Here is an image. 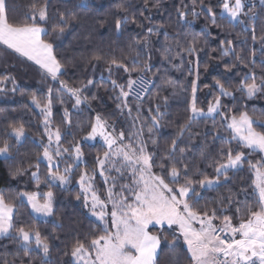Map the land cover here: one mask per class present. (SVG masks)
<instances>
[{"label":"snow or ice","instance_id":"snow-or-ice-1","mask_svg":"<svg viewBox=\"0 0 264 264\" xmlns=\"http://www.w3.org/2000/svg\"><path fill=\"white\" fill-rule=\"evenodd\" d=\"M149 2L150 0H143L144 9L149 7ZM81 3L87 6L84 0H81ZM260 3L264 5V0H260ZM160 6V0L151 4L153 8ZM217 6L223 13L219 17L220 20L232 26L243 25L245 30L251 28L252 40L257 41L255 5L246 4L245 0H217L216 5H213L211 0L207 3L205 0H199L197 5V0H192L191 15L196 18L203 14L212 26L221 27L215 10ZM48 7V0L39 4L33 3L30 5V15H26L23 22H13L9 19V12L13 9L9 8L8 0H0V46H3L0 50H11L19 57L38 65L46 77H51L53 81L59 80L55 96L53 88L49 87L43 98L38 97L36 93L29 97L43 117L41 126L44 129L43 135L47 137V143L41 141L43 151L37 154L36 162L29 163L27 168L21 165L9 166L8 169L11 180H19L30 173V180L35 182L37 189L43 182L48 184L49 190L42 195L38 191L17 190L10 198L0 190V237L14 241L18 249L23 250L25 257H31L34 251L39 250L42 253L39 257L40 264H51L50 238L35 226L17 225L15 212L18 206L24 205L26 201L32 213L47 218L56 216V196L52 188L66 189L72 183L75 169L84 164L85 168L80 171L76 180L79 192L75 199L83 201L84 209L95 218V227L83 238L77 236L71 243L70 250L64 252L65 256L71 257L70 264H158L162 245L173 255L176 254L177 248L186 247V254L190 257L189 264H264V114L254 120L247 111H239L236 114L233 109L222 103L223 97L235 99L236 92L249 99L257 94H264V73L258 76L249 68V72L240 77L234 89L227 80L214 78L217 94L214 100L209 101L205 111L197 106V62V78L191 82V97L186 101L187 120L179 126L171 142L158 151L160 146L154 131L162 127L161 120L165 112L161 110V103H155V112L149 108L150 122L147 118H141L143 98L149 93L148 85L152 80L144 78L151 70V55L142 64L140 57L142 52L149 48V37L159 33L163 25L147 27L142 40L133 37L135 44L142 45L141 51L137 52L132 62L133 66L129 67L123 61L113 58L107 61L106 69L114 92L119 90L115 94V100L118 101L116 109L121 115L127 112L135 131L127 135L123 130L117 132L115 123H110L109 117L97 112L87 122L89 130L83 139L74 140L64 147L61 142L65 133L60 125L53 127L54 102L63 105L64 97L67 96L74 101L72 109L79 110L85 104L91 107V100H96L97 96L93 94L89 98L83 95L84 90L95 83L92 79H88L86 84L79 87L70 86L67 81L59 79L65 65L57 57L53 42L45 39L48 35L47 29L41 26L50 19ZM183 7L185 10L177 9L181 21L186 20L189 14L188 6L185 4ZM117 9L125 13L123 17H117L115 20L117 33L129 23L144 28L143 22L135 15L129 19L128 9L124 5H117ZM140 16H144L143 10ZM242 16L248 18L247 22L241 19ZM76 19L74 14L59 13V20L52 25V32L56 36L63 35L65 29ZM210 34L207 30L203 33ZM165 37L167 38V33ZM259 42L260 54L264 56V35H261ZM219 47L223 56L235 55L236 61L243 63L245 67L255 63L254 60L245 62L239 53H235L233 41L230 39L221 40ZM198 50L197 39H193L183 49L189 55L196 54ZM255 55L256 52L253 51L252 56ZM161 56L169 63L177 58L171 57L167 49ZM91 59L100 61L103 57L94 54ZM191 63L192 61H189V64ZM113 67L123 69V72L128 74L126 85L112 79ZM235 67L236 64L225 65V72L231 73ZM177 70L180 69L177 67ZM133 72L137 73L135 79L132 77ZM9 79L15 85V79L8 75L0 76V83ZM165 84L174 87L171 80H166ZM158 99L167 108L169 97H159L158 94ZM132 101H135V116ZM225 108L227 110L222 111ZM216 116L221 117L219 127L215 123ZM201 117L213 119V141L219 140L221 147L214 157L209 155L211 149L201 148L199 156L201 160L211 161L207 166L214 170V175L200 173L197 167L196 173L202 178L196 179L194 175H190L192 166L187 153L191 148L180 147V143L184 133L191 132L194 122ZM256 121L260 122L261 130H257ZM61 122L65 127L72 126V113L67 107L63 109ZM137 124L141 126L136 128ZM145 127L147 140L144 135ZM5 136L20 143L22 138L26 137V127L23 123L11 124ZM97 138L103 142L104 151L96 156L95 167L88 169L82 150L83 141H95ZM187 139L191 141L192 136L189 135ZM149 141L153 150H149ZM12 148L9 139H3L0 143V156L11 159ZM252 152L262 154L261 158L255 162L248 159ZM68 160L71 162H67ZM41 161L47 163L43 181ZM61 161H65L63 168L60 167ZM245 163L254 175L253 185L258 195L255 206L249 202L234 200L231 194L226 198V202L221 196L215 201L207 202L203 207L200 206V201L204 199L203 190H215L227 183L232 178L229 173L242 171ZM98 177L102 180V190L97 188ZM233 205L234 213L231 211ZM54 238L59 239L58 236ZM4 264H8L7 260Z\"/></svg>","mask_w":264,"mask_h":264},{"label":"trees","instance_id":"trees-1","mask_svg":"<svg viewBox=\"0 0 264 264\" xmlns=\"http://www.w3.org/2000/svg\"><path fill=\"white\" fill-rule=\"evenodd\" d=\"M43 0H8L9 19L13 22H23L26 15H30V5L33 3H42ZM155 0H150L149 7L144 9L143 0H85L86 7L81 0H48L49 21L42 24L48 31L45 39L53 42L56 55L65 65L60 80H65L70 86H82L88 79L94 80V84L88 86L83 95L91 98L93 94L97 96L96 100H91V107L87 104L82 105L79 110L72 109L74 101L64 97L65 103L61 105L58 102L53 104V127L60 125L65 133L62 140V146L67 147L74 140H82L89 130L87 122L95 116L97 112L109 117L110 123H115L116 130H123L126 135L135 131L133 121L128 118L127 112L121 115L116 109L115 94L118 89L113 90L107 61L117 59L123 61L129 67L133 66V60L137 52L141 51L142 45H137L133 37L143 39L146 28L163 25L159 33L152 34L149 48L142 52L140 63L151 55L149 61L151 70L145 74L144 78H151L149 84V93L144 96L142 107L140 109L141 118H147L150 122L149 108L155 112V103H161V110L165 116L161 120L162 127L154 131V136L159 143V149H163L171 142L173 136L179 130V126L186 122L188 112L187 103L191 97L192 80L197 78V62L199 64L198 72V102L197 106L207 110L209 101L214 100L217 90L214 87V78L227 80L228 84L234 89L239 82L240 77L249 72V68L254 70L257 75L264 73V56H261V45L259 38L264 35V5L254 2L257 17L255 20V35L257 41L252 40V29H244L243 25L232 24L220 20L223 15L219 7L215 8L217 12L218 23L221 27L212 26L205 15L201 14L196 18L191 15L192 0H160V7L153 8L151 4ZM207 3L208 0H205ZM213 5L217 0H211ZM124 5L128 9L127 15L131 20L135 15L139 21H142L144 28L137 27L129 23L125 25L121 32L117 33L115 29V20L117 17H123L124 12L117 9V5ZM187 5L189 12L186 20L181 21L178 18L177 9L185 10ZM199 0H197V5ZM144 11V16L140 12ZM200 11L199 7L196 9ZM247 11V9H245ZM64 12L69 15L74 14L77 19L65 29L61 36H56L52 32V25L59 20V13ZM148 17V19H145ZM241 19L247 22V17ZM207 30L210 35H203ZM167 33V38L165 37ZM193 39L199 41V50L194 55H189L183 49L187 47ZM230 39L233 41L234 52L239 53L245 62L254 60V64L245 67L243 63L236 61L235 55L223 56L219 47L220 41ZM3 47L0 46V49ZM168 50L171 57H177L171 60V63L162 59L161 53ZM256 55L253 57L252 52ZM94 54L103 57L100 61L92 60ZM189 61H192L189 64ZM236 64L231 73L225 72V65ZM207 66V67H205ZM177 67L180 70H177ZM155 74V75H153ZM11 76L15 79V85L9 79L0 83V143L3 139L8 138L9 143L13 145L11 159L0 157V190H3L6 197H13L17 190L38 191L41 195L49 190L47 183H41L39 189L36 188L35 182L30 180V173L21 177L19 180H11L8 176L9 166L28 167L29 163L36 162V156L43 151L41 141L46 142V136L43 135L44 129L41 126L42 115L40 110L32 104L30 95L36 93L38 97L43 98L49 87L53 88L55 96L56 89L59 88V80L53 81L51 77H46L42 71L17 56L11 51L0 50V76ZM132 77L137 78V73L133 72ZM112 79L118 83H127L128 74L123 69H112ZM166 80H171L174 87L165 84ZM208 85V87H205ZM15 89V90H13ZM162 96H168V106L165 108L158 99ZM222 103L227 108L233 109L236 114L239 111H247L249 115L256 117L264 114V94L249 99L242 93L236 92L235 99L232 97H223ZM67 107L72 113V126L65 127L61 122L63 109ZM133 116L136 115L135 101H132ZM227 108L222 109L226 111ZM220 116L215 117L216 126L219 127ZM23 123L26 127V137L17 143L14 138L6 137L5 133L9 131V125ZM141 125L137 124L136 128ZM257 130L260 129V122L256 121ZM82 129V130H81ZM199 133V135H196ZM207 133V135H205ZM224 134L223 132L221 133ZM145 139H148L147 128H144ZM192 136L189 141L188 136ZM214 129L213 119L197 118L192 126L191 132L184 133V138L180 147H190L191 151L187 153L190 158L192 171L190 175L200 179L202 176L196 173V168L200 173L207 172L208 175H214V170L207 165L211 161L201 160L199 152L201 148L211 149L209 155L216 156L217 150L221 147L219 140L213 141ZM235 146V142L233 143ZM149 150H153V145L149 141ZM82 150L85 153L84 159L87 162L88 169L95 167V158L102 154L104 147L101 143H88L83 141ZM248 151V150H245ZM261 158L258 152H252L248 159L255 162ZM67 159V158H66ZM67 162H71L68 160ZM65 164V161H64ZM61 167V166H60ZM41 179L47 171V164L40 162ZM62 168V167H61ZM85 168L80 164L75 169L72 176V183L66 189L53 187L56 199L54 207L56 216L48 219L36 218L27 203L18 206L15 212V223L37 227L41 233L50 238L51 244V264H70L71 257L65 256L64 252L70 250L73 240L80 236L81 238L95 227V219L91 217L83 207V201L75 199L79 192V185L76 180L79 173ZM232 177L227 183H223L215 190H203V197L200 206L203 207L209 201H215L221 196L226 198L231 194L234 200L249 202L255 206L258 195L253 185L254 175L249 170L247 163L244 164L243 170L235 173H229ZM97 188L102 190V180L98 177ZM243 189V191H242ZM199 190V189H198ZM235 212V205L231 209ZM155 231V229H153ZM167 235V233H165ZM59 237L55 239L54 237ZM170 238V237H169ZM42 253L39 250L34 251L31 257H25L22 249L10 238L0 237V264L7 260L8 264H40L39 257ZM190 257L186 254V247L177 248L176 254L173 255L165 245L159 253L158 264H189Z\"/></svg>","mask_w":264,"mask_h":264},{"label":"rangeland","instance_id":"rangeland-1","mask_svg":"<svg viewBox=\"0 0 264 264\" xmlns=\"http://www.w3.org/2000/svg\"><path fill=\"white\" fill-rule=\"evenodd\" d=\"M84 2H85V0H84ZM254 2H258V3H260V0H245V3L246 4H249V5H252ZM223 14V13H222ZM117 132H119V131H117ZM88 143H95V142H99V143H101L102 145H103V142L101 141V140H99V138H97V140H95V141H87ZM45 143H47V138H46V142ZM262 155V154H261ZM0 157H3V156H0ZM43 162H45V161H43ZM46 163V162H45ZM47 164V163H46ZM60 166L63 168L64 167V161H61V163H60ZM26 202V201H25ZM27 203V202H26ZM31 210V209H30ZM36 218H38V219H48L47 217H43V216H40V215H37V214H35V213H32ZM92 217V216H91ZM94 218V217H93ZM95 219V218H94Z\"/></svg>","mask_w":264,"mask_h":264},{"label":"crops","instance_id":"crops-1","mask_svg":"<svg viewBox=\"0 0 264 264\" xmlns=\"http://www.w3.org/2000/svg\"><path fill=\"white\" fill-rule=\"evenodd\" d=\"M1 47H3V46H1ZM9 51H11V50H9ZM15 54V53H14ZM17 56H19L18 54H16ZM22 58V57H21ZM23 59H25L26 60V58H23ZM28 62H30L31 64H33L34 66H36L37 68H39V66L38 65H36V64H34L33 62H31V61H28ZM40 69V68H39ZM41 70V69H40ZM42 71V70H41Z\"/></svg>","mask_w":264,"mask_h":264},{"label":"built area","instance_id":"built-area-1","mask_svg":"<svg viewBox=\"0 0 264 264\" xmlns=\"http://www.w3.org/2000/svg\"><path fill=\"white\" fill-rule=\"evenodd\" d=\"M146 80V79H145ZM149 86V85H148Z\"/></svg>","mask_w":264,"mask_h":264}]
</instances>
